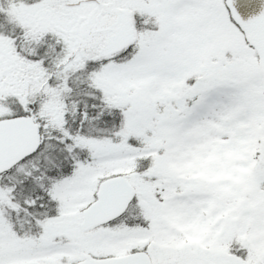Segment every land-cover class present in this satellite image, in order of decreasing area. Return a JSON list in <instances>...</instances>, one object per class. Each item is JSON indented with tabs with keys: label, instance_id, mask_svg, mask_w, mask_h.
I'll return each mask as SVG.
<instances>
[{
	"label": "snow or ice",
	"instance_id": "snow-or-ice-1",
	"mask_svg": "<svg viewBox=\"0 0 264 264\" xmlns=\"http://www.w3.org/2000/svg\"><path fill=\"white\" fill-rule=\"evenodd\" d=\"M0 264H264V0H0Z\"/></svg>",
	"mask_w": 264,
	"mask_h": 264
}]
</instances>
